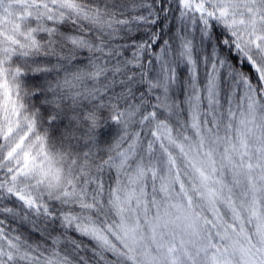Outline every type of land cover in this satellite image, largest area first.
<instances>
[{"label": "snow or ice", "instance_id": "obj_1", "mask_svg": "<svg viewBox=\"0 0 264 264\" xmlns=\"http://www.w3.org/2000/svg\"><path fill=\"white\" fill-rule=\"evenodd\" d=\"M0 264H264V0H0Z\"/></svg>", "mask_w": 264, "mask_h": 264}]
</instances>
